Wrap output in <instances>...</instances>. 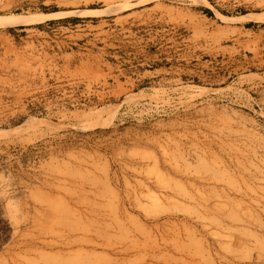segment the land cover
<instances>
[{
  "label": "rangeland",
  "instance_id": "374dc122",
  "mask_svg": "<svg viewBox=\"0 0 264 264\" xmlns=\"http://www.w3.org/2000/svg\"><path fill=\"white\" fill-rule=\"evenodd\" d=\"M0 264H264V0H0Z\"/></svg>",
  "mask_w": 264,
  "mask_h": 264
},
{
  "label": "trees",
  "instance_id": "16d2710c",
  "mask_svg": "<svg viewBox=\"0 0 264 264\" xmlns=\"http://www.w3.org/2000/svg\"><path fill=\"white\" fill-rule=\"evenodd\" d=\"M207 14H211L209 10H207ZM254 26V25H253Z\"/></svg>",
  "mask_w": 264,
  "mask_h": 264
}]
</instances>
